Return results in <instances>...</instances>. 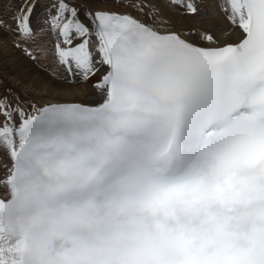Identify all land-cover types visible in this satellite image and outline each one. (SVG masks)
Wrapping results in <instances>:
<instances>
[{"label": "snow or ice", "instance_id": "obj_1", "mask_svg": "<svg viewBox=\"0 0 264 264\" xmlns=\"http://www.w3.org/2000/svg\"><path fill=\"white\" fill-rule=\"evenodd\" d=\"M37 2L0 57L47 35L73 88L0 74V264H264V0Z\"/></svg>", "mask_w": 264, "mask_h": 264}, {"label": "bare ground", "instance_id": "obj_2", "mask_svg": "<svg viewBox=\"0 0 264 264\" xmlns=\"http://www.w3.org/2000/svg\"><path fill=\"white\" fill-rule=\"evenodd\" d=\"M43 2L48 3L46 0H43ZM205 19L207 20V23H208L207 28L209 30L213 29L216 26L217 22L212 17L209 16ZM188 23L194 24V26L197 25V21H195L191 18H190ZM33 44H35V43H33ZM32 46H34V45H32ZM49 47L51 49V46H49ZM49 47H47V48H49ZM39 49H41V47ZM32 50H34V48ZM35 50H36V48H35ZM18 52L21 54V59L18 60L17 62L14 61V55H15L14 49L7 50V52L3 55V57L7 58L13 67H18V69L21 70L20 72H22V74H23V75H21V73L14 71L10 74V76L7 75V76H9V77H7L8 79L14 78V76H15V78H14L15 80H17V79L23 80V82L18 85L19 88H17V89L19 92L27 93V95L29 97L34 96V97H36V99H39L41 96L54 94L56 91L59 90L57 88V86H62V87L67 88V89L73 88L72 85L66 84L65 81L58 80V78L56 76L55 77L57 79L51 77V79H54V81H50V78H49L50 76L47 72H45L44 70H39V68H37L38 66L37 67L33 66L26 56H23V54L20 51H18ZM42 52H43V49H42ZM45 52L48 53V56H52L51 58H53L52 51H50V52L45 51ZM45 52H44V54H45ZM39 56H41V55H39ZM39 59H40V57H39ZM52 60H54V59H52ZM55 65H58V64L57 63L55 64L54 62L49 60L48 63L45 65V67H46V69L53 70L54 73H58L60 71V72H62L61 74L65 75L63 73L62 68L60 66H55ZM41 73H43V74L41 75ZM53 76H54V74H53ZM25 80L27 81L26 82L27 87H25V84H26ZM91 84H92V82L90 81L88 84H77V85H75L76 89L82 90V94L79 97H77L79 100L87 101V100H89V98L97 96L96 89L92 88ZM14 85H15V87L17 86L16 84H14Z\"/></svg>", "mask_w": 264, "mask_h": 264}, {"label": "rangeland", "instance_id": "obj_3", "mask_svg": "<svg viewBox=\"0 0 264 264\" xmlns=\"http://www.w3.org/2000/svg\"><path fill=\"white\" fill-rule=\"evenodd\" d=\"M47 2H49V0H46ZM43 4H45V2H43V0H38V2H37V12L36 13H34V16H33V27H35V28H38L40 25H38L37 24V17L40 15V11H41V6L43 5ZM193 20H195V21H197V25L195 26L196 28H207V20L206 19H203V20H200V19H193ZM208 29V28H207ZM38 42V43H37ZM33 43H35V44H32V45H34V46H32L31 45V51L33 52L32 54L36 57V59L35 60H33V59H31V58H29L28 56H26L23 52H21L22 54H23V56H26L28 59H29V61H30V63L33 65V66H35V67H37V68H39V70H44L45 72H47L48 74H49V78H50V81H54V79H51V77L52 78H58V80H61V81H64V79H63V77H64V75L63 74H61L62 72H58V73H54V71L53 70H51V69H46V67H45V65L48 63V61L49 60H51L52 62H54L55 64L57 63L56 61H55V58H54V56H53V58H51L52 56H48V53L47 54H44V52L45 51H47V52H50V51H52V55H53V51H54V48H53V42L51 41V39H50V37L49 36H47V35H44V36H42V37H38ZM49 46H51V49H50V47ZM41 47V49H39ZM47 47H49V48H47ZM34 48V50H32ZM35 48H36V50H35ZM42 49H43V52H42ZM19 50H17V49H14V61H18V60H20L21 59V54L18 52ZM39 53V54H38ZM46 53V52H45ZM20 54V55H19ZM39 55H41V56H39ZM19 56V57H18ZM18 57V58H17ZM39 57H40V59H39ZM1 58V57H0ZM49 59V60H48ZM52 59H54V60H52ZM44 60V61H43ZM35 61V62H34ZM42 61V62H41ZM40 63V64H39ZM43 63V64H42ZM42 64V65H41ZM55 66H59V65H55ZM46 70H45V69ZM18 70V71H17ZM3 73H2V72ZM14 71H16V72H19V73H21V75H23L22 74V72H20L21 70H19L18 69V67H13L11 64H10V61L7 59V58H5V57H3L2 56V58L0 59V74H2L3 75V77H4V79H5V86L7 87V86H11V87H13L15 90L17 89V88H19V84L20 83H22L23 82V80L22 79H17V80H15L14 78H15V76H14V78H11V79H8L7 77H9L10 76V74L12 73V72H14ZM43 73H41V75H42ZM53 74H54V76H53ZM56 74V75H55ZM7 75H9V76H7ZM52 75V76H51ZM61 75V76H60ZM56 76V77H55ZM63 76V77H62ZM60 77V78H59ZM56 78V79H57ZM21 80V81H20ZM13 81V82H12ZM16 82V83H15ZM27 81L25 80V83H26ZM14 84H16L17 86L15 87V85ZM21 86V85H20ZM25 87H27V83L25 84ZM17 91H18V89H17ZM19 93H21V92H19L18 91V94ZM97 96H95V97H91V98H89V100H91V99H95ZM36 98V97H35Z\"/></svg>", "mask_w": 264, "mask_h": 264}]
</instances>
